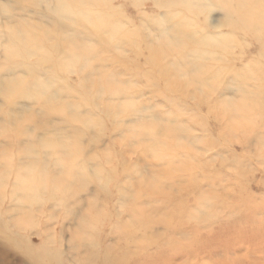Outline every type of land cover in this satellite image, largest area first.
Returning a JSON list of instances; mask_svg holds the SVG:
<instances>
[{
  "label": "rangeland",
  "instance_id": "rangeland-1",
  "mask_svg": "<svg viewBox=\"0 0 264 264\" xmlns=\"http://www.w3.org/2000/svg\"><path fill=\"white\" fill-rule=\"evenodd\" d=\"M228 1L204 0L203 11L188 15L183 9L167 10L151 0H106L105 7H95V11L107 17L106 24L109 26L121 25L115 40H112L108 38V33L96 31L93 24L75 13L77 6L73 5L67 14H57V8L53 11V2L49 0L33 4L25 0H0V84L11 78L23 79L25 89L30 90L34 86L31 82L38 80L45 94L54 92L55 95H50L55 97V104L48 107L42 99L17 95L7 101L0 93V264H41L49 253L52 264H264V110L256 115L254 126L251 130L249 127L248 132L242 126L247 122L232 127L230 120L218 112L221 103L236 102L258 93L256 85L264 88V76L261 74L264 70V27L260 29L261 26L254 24V28L243 35L233 31L226 24L230 18H234L226 4ZM234 5L236 7L237 0L232 1ZM255 5L250 3L251 8ZM169 11L173 13L168 15ZM180 17L191 22L190 31L202 42L214 40L224 43L222 51L209 50L210 55L204 62L214 65L209 66L210 70L204 75L194 74L195 64L203 62L198 61L197 55L205 49L204 46L200 49L199 46H186L172 50L152 61L148 56V45L165 36L177 21L182 20ZM192 17L196 18L197 23ZM155 18H159L158 21ZM187 20L184 21L189 23ZM8 26L25 32L27 28H36L37 34L40 30H49L50 33L47 32L51 36L49 42L44 44L46 50L39 53L20 50L19 42L10 35L8 29L11 28ZM153 28L154 31L151 30ZM227 30L231 31L232 36L235 34L234 38L229 36ZM128 33L129 37L121 38V41L118 39ZM159 33L163 34L160 36ZM235 38L239 40L237 43ZM65 39L67 42L63 41ZM258 42H263V45L260 47ZM8 46L14 49L7 61L4 49H8ZM86 46L93 49L92 56L89 65L79 70L77 64H81L79 61L84 58L80 56L78 62L70 65L69 55L76 49L79 50L76 53L84 52ZM224 54L230 56L225 57ZM210 56H215V61L214 58H211L213 62L209 61ZM216 61L219 63L215 64ZM219 65L222 67L218 70ZM90 72L94 80L99 79V73L101 78L111 74L116 84L123 88V93L104 94V88L95 83L91 84L98 87L96 91L89 83L85 82L86 87L81 86L83 76ZM172 73L179 78V87L172 84ZM187 78L192 80L188 84ZM80 88L84 92L82 89L79 91ZM87 94L89 99L84 100L82 97H87ZM122 102H131L133 107L128 113L115 115V119L114 115L107 118L97 106L98 103L109 106ZM59 105H64L63 111L58 112L56 107ZM69 113H74L76 117L70 119ZM78 116L96 120L94 125L86 124L83 120L80 122ZM30 117V121L26 119ZM153 117L161 121L165 118L172 124L189 125L186 141L192 144H188L189 150L186 148L176 153L177 161L174 164L183 159H189L192 164L184 172L165 177L162 180L164 190L149 195L145 187L149 186L147 177L152 172L160 173L167 166L166 161L154 157L151 152L143 153L141 147L149 143V137L142 134L132 139L127 135V128L136 118L153 120ZM11 122H18L20 127L14 125L12 128ZM73 136H76L77 142ZM197 137V141H194ZM41 138L68 144L73 142L71 151L79 149L80 152L76 167L86 171L82 182L72 181L71 184L67 180L58 185L59 188L50 185L49 181L45 187L34 185L28 191L16 185L18 170L30 160L22 152L25 147L31 145L38 161L43 160L42 164L44 151L50 152L36 146V141ZM59 152L53 151L48 160L50 163L41 164L45 166L49 178L58 171L52 160L61 157L62 153L64 156V151ZM180 155L181 158L177 157ZM108 157L111 159H108L109 162L106 161ZM114 164L117 165L116 173L112 172ZM93 169L100 171L94 173ZM109 175L114 176L107 177ZM116 187L124 192L121 193L122 190L118 191ZM32 192L34 195H31ZM22 194H28V197ZM131 194L137 196L135 210L142 209L138 214L137 210H130L134 203L125 201L130 202ZM199 199H211L217 218L199 221L195 217V214H203L198 205ZM123 204H129L130 208H122L126 207ZM130 211L134 214L131 215ZM102 212L104 215L99 217ZM39 214H43L45 219L37 226L35 220ZM127 221L130 224L134 221L133 225L127 224ZM51 228L55 230L49 231ZM189 245L193 247L189 248Z\"/></svg>",
  "mask_w": 264,
  "mask_h": 264
},
{
  "label": "bare ground",
  "instance_id": "bare-ground-1",
  "mask_svg": "<svg viewBox=\"0 0 264 264\" xmlns=\"http://www.w3.org/2000/svg\"><path fill=\"white\" fill-rule=\"evenodd\" d=\"M24 1V0H23ZM26 2L28 3H36V2H39L41 0H25ZM43 1V0H42ZM51 2H53V7L51 8L53 11H55V9L57 8V14H67L68 12H70L71 10V7H74V6H77L78 7V10L76 9L75 13H77L78 15H80L83 19L89 21L91 23V25L93 24V26H95V28L97 29L96 31H99V32H104V33H108V38L109 39H112V40H115L117 34H118V31L121 30L119 27H121V25L119 26H109L108 24H106V20H107V17L103 14H100V11H95V7H99V8H102L104 6V3L106 2V0H49ZM132 1V0H131ZM153 1L154 4L160 6V7H164V8H167V10H169V8H180V9H183L186 14H192L194 15V13H196L197 15V12L199 13V11H201L203 9V2L204 0H196L195 2H192L190 0H151ZM211 1V0H210ZM232 1L233 0H229L226 4L228 5V7L230 8V15H233L234 18H228L229 20L227 21L226 23V18H225V23L229 26V28H232L233 31H236L239 33V35H241L240 33H242V35L247 31H251V28L253 27L254 28V24L258 25V26H261V28L264 27V11L262 12L261 10H263L261 7H263L262 5L264 1L262 0H237V5L235 7L232 6ZM25 2V3H26ZM219 2V1H218ZM256 3V5L254 7H250V3ZM27 3V4H28ZM41 3V2H40ZM210 3V2H209ZM240 3V4H239ZM194 4V5H193ZM208 4V3H207ZM231 4V6H230ZM74 5V6H73ZM157 6V7H158ZM192 6V7H191ZM195 6V7H194ZM208 6V5H207ZM206 6V7H207ZM105 7V6H104ZM228 8V9H229ZM94 9V11H93ZM173 9H170V10H173ZM100 10V9H99ZM177 10V9H175ZM174 10L175 14H176V11ZM110 11V10H109ZM108 11V12H109ZM203 11V10H202ZM206 11V10H205ZM104 12V10H103ZM171 12L172 11H169L168 15H171ZM228 12V11H227ZM226 12V13H227ZM173 13V12H172ZM177 13H180V11H178ZM118 14V13H117ZM114 15V14H113ZM164 15V14H163ZM167 15V16H168ZM179 15V14H178ZM176 15V16H178ZM228 15V14H227ZM180 16H182V14H180ZM184 16V15H183ZM186 16V15H185ZM74 17V16H73ZM188 18V16H186ZM195 17V16H194ZM192 17V19L194 18ZM230 17V16H228ZM170 18V16H169ZM176 18V17H175ZM182 19V17H180ZM179 18V20H180ZM191 18V17H190ZM189 18V19H190ZM121 19V18H120ZM157 19V18H155ZM159 19V18H158ZM158 19L156 21H158ZM164 19L163 17L161 18V20ZM172 19V18H171ZM178 19V17H177ZM176 19V20H177ZM184 19V17H183ZM182 19V20H183ZM190 19V20H192ZM122 20V19H121ZM167 20V19H166ZM164 20V21H166ZM170 20V19H168ZM177 21V23H175L176 27L173 26V28L168 31L166 33L165 36H161V34L163 33H159V35L161 36L160 38H157L155 40V38H153L155 41H153L152 43H150L148 45V49H149V53H148V56L150 58V60L152 61L153 59H157V57L163 53H167V52H170L172 50H179V49H182L183 47H186V46H199V49L200 47L202 48V46L205 47V49L201 50V52L198 53L197 57L199 58L198 61H203V62H199V63H196L195 66H194V74L197 76V75H204L206 72H208L210 70L209 66H213L214 64H211V63H207V62H204V59L207 57V55L210 53V51H215V50H221L224 48V43H221L219 41H214V40H210V41H207L206 43H204V40L203 42L199 39V38H196V35L193 31H190V28L191 27V22L189 20H187L186 18L184 19L185 21L187 20L189 23L185 22L184 20L183 21ZM195 19H193L194 22L197 23V21H195ZM124 21V19H123ZM132 21V20H131ZM163 21V20H162ZM174 21V20H173ZM21 22V21H20ZM77 22V21H76ZM75 22V23H76ZM83 22V21H82ZM155 22V21H154ZM172 22V20H171ZM151 23V26H152V21L149 22V24ZM156 29H157V25H158V22H156ZM161 23V22H160ZM165 23V22H164ZM21 24V23H20ZM23 24V23H22ZM132 24H134L132 22ZM163 24V23H162ZM170 24V23H168ZM195 23H193L192 25H194ZM19 25V24H18ZM171 25V24H170ZM196 25V24H195ZM194 25V26H195ZM224 24H222L223 26ZM23 26H25V24H23ZM22 26V27H23ZM28 26V25H27ZM124 26V25H123ZM263 26V27H262ZM8 27H10L11 29H8ZM6 29H8L10 32V35H12L16 40L17 42H19V48L20 50L22 49V51L25 50H30V51H38L39 52H43L44 50H46V46L44 45L46 42H49V37L51 36L49 33L50 31L49 30H40L38 31L39 33L37 34L36 33V28H33L34 30L32 29H28L25 31H21V29H18V28H12L11 26H8ZM21 27V25H20ZM21 27V28H22ZM163 27V25H162ZM165 27V26H164ZM171 27V26H170ZM25 28V27H24ZM128 28V27H127ZM151 28V27H150ZM160 28V27H159ZM166 28V27H165ZM164 28V29H165ZM228 28V30H229ZM126 29V28H125ZM155 29V30H156ZM226 29H227V26H226ZM5 30V29H4ZM152 31H154V28L151 29ZM227 30V31H228ZM231 30V29H230ZM231 30V31H232ZM6 31V30H5ZM49 31V33L47 32ZM159 31V30H158ZM162 31V28L160 29V32ZM166 31H167V28H166ZM198 31V30H197ZM226 31V32H227ZM231 31H228V34L231 33ZM256 31V30H255ZM8 32V31H7ZM57 32V31H56ZM122 32V31H121ZM230 32V33H229ZM246 32V34H247ZM260 32V31H259ZM6 33V32H5ZM4 33V34H5ZM74 33V32H73ZM126 33V32H125ZM153 33V32H152ZM165 33V32H164ZM203 33V32H202ZM225 33V31H224ZM234 33V32H233ZM237 33V34H238ZM255 33V32H254ZM258 33V31L256 32ZM1 34V32H0ZM3 34V33H2ZM39 35V36H38ZM128 34H125V35H122L120 38V41L122 40L121 38H127L129 37ZM227 35V33H226ZM235 35V34H234ZM234 35L232 36L231 34L229 35L230 37L232 36L234 38ZM238 35V36H239ZM252 35L255 37V35L252 33ZM225 36V35H223ZM246 36V35H245ZM133 37V36H132ZM149 37V36H148ZM237 37V36H235ZM241 37V36H239ZM261 37V36H260ZM6 38V37H5ZM40 38V39H38ZM52 38V37H51ZM54 38V36H53ZM134 38V37H133ZM132 38V39H133ZM200 38H202V36H200ZM217 38V37H216ZM223 38V37H221ZM229 38V37H228ZM227 38V39H228ZM242 38H245L242 36ZM38 39V41H37ZM151 38V40H153ZM203 39V38H202ZM232 39V38H231ZM230 39V40H231ZM7 40V39H6ZM51 40V39H50ZM124 40V39H123ZM218 40V38H217ZM236 42L237 43L239 40L236 39ZM262 40V38H261ZM260 40V42H261ZM64 42H67V39L63 40ZM72 41V40H71ZM125 41V40H124ZM123 41V42H124ZM234 41V39H233ZM232 41V42H233ZM117 42V41H116ZM119 42V41H118ZM134 42V41H133ZM132 42V43H133ZM8 43V41H7ZM10 43V42H9ZM8 43V44H9ZM149 43V42H148ZM241 43V42H240ZM259 43V42H258ZM263 43V42H262ZM260 44V47L261 45L263 44ZM7 44V45H8ZM157 44V46H156ZM110 45V44H109ZM233 46V44H231ZM229 45V46H231ZM77 46V45H76ZM131 46V45H130ZM9 47V46H8ZM87 47V46H86ZM242 47V46H241ZM264 47V46H263ZM13 47H9L8 49H4L5 51V54H6V58H7V61L10 60V57L12 56V51H13ZM215 49V50H214ZM243 50V48H241ZM260 49V48H259ZM263 49V48H261ZM77 50V49H76ZM76 50L75 52H72L70 53V57L68 59V62L70 65H73L74 63L78 62V58L81 56L82 58H84L83 61H79V63L81 62V64H77V66L79 65L78 69L80 68L81 70H84V68L86 66L89 65V58L92 56L91 55V52H92V48L91 47H87L85 49V51L83 52L82 50V53H78L79 50H77L78 52L76 53ZM197 49H192V52H195L197 51ZM208 50V51H207ZM27 51V52H28ZM80 51V52H81ZM233 51V50H232ZM241 51V50H240ZM264 51V49L262 50ZM26 52V51H25ZM24 52V53H25ZM70 52V50H69ZM209 52V53H208ZM220 52V51H219ZM217 52V53H219ZM31 53V52H30ZM46 53V52H45ZM44 53V54H45ZM197 53V52H196ZM234 53V52H233ZM258 53H259V50H258ZM262 53V52H261ZM66 54V53H65ZM222 54V53H221ZM242 55V53H240ZM244 54V53H243ZM11 55V56H10ZM24 55V54H23ZM192 55V54H191ZM196 55V54H195ZM210 55V54H209ZM219 55V54H218ZM217 55V56H218ZM16 56V55H15ZM29 56V55H27ZM63 56V55H61ZM224 56H230V55H225ZM257 56V55H256ZM263 56V55H261ZM25 57V55H24ZM219 57V56H218ZM258 57V56H257ZM16 58V57H15ZM14 58V59H15ZM64 58V57H63ZM211 58H214V61H215V56H210L209 58V61H211ZM228 58V57H227ZM235 58V56H234ZM224 59V58H223ZM229 59V58H228ZM231 59L233 60V58L231 57ZM236 59V58H235ZM241 59V57H240ZM213 60V59H212ZM218 60V59H217ZM239 60V59H238ZM262 60V58L260 59ZM20 61V59L18 60ZM24 61V60H23ZM175 61V60H174ZM196 61V60H195ZM208 61V62H209ZM224 61V60H223ZM231 61V60H230ZM179 62V60H178ZM213 62V61H211ZM221 62V61H220ZM225 62V61H224ZM227 62V61H226ZM234 62V61H233ZM18 63V62H16ZM216 63H219V61L215 62ZM223 63V62H221ZM229 63V62H228ZM20 64V62H19ZM211 64V65H210ZM236 64V63H234ZM50 65V64H49ZM9 66V65H8ZM17 66L18 67V64L17 65H14V67ZM21 66V64H20ZM46 66V65H45ZM45 66H42V67H45ZM76 66V67H77ZM218 66V65H217ZM15 67V68H17ZM22 67V66H21ZM20 67V68H21ZM50 68V66H48ZM75 67V68H76ZM164 67V66H163ZM168 67V66H167ZM222 67V66H221ZM220 65L218 68H221ZM9 68V67H8ZM40 68V67H39ZM38 68V69H39ZM46 68V67H45ZM71 68V67H70ZM165 68V67H164ZM215 68V67H214ZM10 69V68H9ZM24 69V68H23ZM37 69V68H36ZM42 69V68H41ZM79 69V70H80ZM254 70L256 68H253ZM75 70V69H74ZM217 70V69H216ZM252 70V68L250 69ZM33 71V70H32ZM76 71H77V68H76ZM67 72V71H66ZM104 72V71H103ZM254 72V71H253ZM252 72V73H253ZM261 72V71H260ZM77 73V72H75ZM251 73V72H250ZM31 74V73H30ZM48 74V73H47ZM79 74V73H78ZM174 74V73H172ZM218 74V73H216ZM241 74V72L239 73ZM245 74V71L244 73ZM263 76H264V70L263 72L261 73ZM49 75V74H48ZM165 75V73H164ZM32 77V76H31ZM53 77V81H55L54 79V76ZM51 77V78H52ZM112 75L109 74V75H106L104 78H101V73H99V79H95L94 80V75L90 72L89 74H86L85 76H83L82 78V85L81 86H85L86 87V83H89L90 84V87L98 90L96 86H94L93 84L91 83H95V84H98L99 86H101V89L102 87L104 88L103 89V92L104 94H112V93H123V88L120 87L119 85L116 84V81L112 79ZM190 77V76H189ZM251 77V76H250ZM255 77V75H254ZM36 77H33V79H35ZM49 77L46 76V79H48ZM191 78V77H190ZM190 78H187L186 80L188 81L187 84L192 81ZM37 79V78H36ZM77 79V76L76 78ZM28 80V79H27ZM32 80V79H30ZM41 80V79H39ZM49 80V79H48ZM51 80V79H50ZM171 80H172V84H175L174 86L175 87H179L180 84H179V78L174 74L171 76ZM262 80V79H261ZM33 82H35L34 80H32ZM44 81V80H43ZM42 81V82H43ZM47 81V80H46ZM45 81V82H46ZM80 81V80H79ZM27 82V81H26ZM38 82V84H36ZM36 83H32L34 86L32 87V89L30 90H26L25 89V80L23 79H17V78H11L10 80H8L6 83L4 84H0V93L3 95V97L7 100V101H10L12 98H14L15 96L17 95H25L26 97L28 98H33V99H42L44 101V104L46 106H52L53 103H54V99L55 97H51L50 95H54V92H49L48 90V93H51L50 95L48 94H45L44 91H43V88L40 84H41V81H40V84H39V81L37 80ZM44 82V83H45ZM86 82V83H85ZM103 82H105L103 84ZM48 83V81L46 82ZM73 83V82H72ZM75 83V82H74ZM84 83V84H83ZM103 84V85H102ZM43 85V83H42ZM45 85V84H44ZM48 85V84H47ZM46 85V86H47ZM109 85V86H108ZM256 89H259L257 90L258 93H254V95L250 96V97H247V98H244V99H241L239 101H227V102H223L221 103V108L218 110V112H221L225 117H227L229 120H230V125H232V127L234 126H238L239 123L242 124L244 121L247 122L245 125H242L244 130L248 132V128L251 130L254 126V118L256 117V115L258 113H260L262 110H264V88H258V86L256 85ZM47 89V88H45ZM81 89L83 90V88H80L79 91H81ZM178 89V88H177ZM78 91V90H77ZM78 91V92H79ZM252 90H250V93H251ZM84 92V90L82 91ZM247 92V91H246ZM255 92V90H254ZM249 93V94H250ZM246 94V93H245ZM55 96V95H54ZM81 96V94H80ZM167 96V95H166ZM246 96V95H245ZM249 96V95H247ZM89 95L87 94V97H82L84 100L85 98H88ZM243 97V96H242ZM89 99V98H88ZM164 100V98H163ZM162 100V101H163ZM91 101V100H90ZM166 101V100H165ZM96 102V101H94ZM166 103V102H165ZM55 104V103H54ZM60 107H56V109L59 111H63V108H64V105H59ZM97 106L99 107V109L102 111L101 113L103 114H106L107 118L111 115H114V119H115V115H120V114H123V112H127L129 110L132 109L133 107V104L131 102H122V103H118L115 105H100L99 103L97 104ZM136 106V105H135ZM66 107V106H65ZM97 107V108H98ZM97 111V110H96ZM169 112L168 111V115H169ZM126 113V114H127ZM166 113V111L164 112ZM151 115V114H150ZM156 115V114H155ZM165 115V114H164ZM163 115V116H164ZM97 116V114H96ZM170 116V115H169ZM76 116L74 113H69V118L70 119H74ZM79 117V120L80 122H85L86 124H93L94 125V122L96 119H93L92 117H89L87 119V117ZM138 117H141V116H138ZM27 120L29 119V121L31 120V117L30 118H26ZM112 119V118H111ZM170 120V119H169ZM174 121V120H173ZM171 121H168L166 119L165 121V118H164V121L162 120H156L154 119L153 117V120H144V119H141V118H136L134 120V122L132 123V125L130 126V128H127L128 129V132H127V135L129 137H131L132 139H136L137 137H139L140 135L144 134L146 136L149 137V143L146 144V145H143L141 147V149H143V153H147V152H151L153 153L154 157L156 158H159V159H163L166 161V167L158 174H152L149 175L147 177V183H149V186H145L146 187V192L149 194V195H156L158 194L159 192H162L164 190V186H163V179L165 177H168L170 175H172V173H179V172H184L188 169H190V165L192 164V161H190L189 159H183V160H180L179 162H177L178 164L175 165L174 163L177 161L176 159V153L179 151V150H184L186 149L189 145H191L192 143L189 142V141H186V135L188 134V128H189V125L187 126L186 124L183 125V124H175V123H170ZM184 122V121H182ZM10 124H13L12 128L14 127V125L19 126L20 124L18 122H11ZM109 124V122H108ZM20 127V126H19ZM18 127V128H19ZM104 127V126H103ZM105 128V127H104ZM102 128V129H104ZM109 129V128H108ZM190 129V128H189ZM107 130V129H106ZM81 131V130H80ZM101 132V131H100ZM103 132V130H102ZM19 133H20V130H19ZM77 133V132H76ZM186 133V134H184ZM77 135V134H76ZM52 137V136H51ZM157 137H159V139H157ZM54 138V137H52ZM59 138V137H58ZM74 138V136H73ZM73 138H71L73 140ZM57 139V138H56ZM192 139V138H191ZM195 139V137H194ZM198 137L196 138V140L194 141H197ZM74 140H78L75 136ZM193 140V139H192ZM64 141V140H63ZM201 141V140H200ZM77 142V141H76ZM199 142V141H198ZM36 146L38 147H41V148H46L47 150H49L50 152H47V151H44L45 155L42 156L44 157V163L42 164V161H38L37 157H36V153L34 152V149L32 148L31 145H28L27 147H25L22 152L25 154V155H28L30 160L29 162H27L26 164H24L22 167H20V169L18 170L17 172V175L15 176L16 178H18V185L19 187L23 188V189H27L26 191L30 190L34 185H39V186H43L45 187V185L47 184V182L50 181V185L52 184L53 186H58L60 184H62L63 182L67 181V180H70L71 182L73 181L74 183L75 182H78V181H81L83 180L84 176L83 174H85V170L83 171V168L82 169H79L78 170V167H76L77 165V159H79V153H78V150H76L75 152H72L71 149H72V146L71 144H73V142H70L69 144L68 143H64V142H59V141H52L50 139H44V138H41L39 140L36 141ZM40 143V144H39ZM75 143V142H74ZM77 144V143H76ZM206 144V142H204V145ZM75 145V144H74ZM73 145V146H74ZM78 147V146H77ZM140 147V146H139ZM81 148V147H80ZM188 149V148H187ZM41 150V149H40ZM44 150V149H43ZM189 150V149H188ZM39 151V150H38ZM61 152V151H64V156H62L61 154V157H56L55 159H53V163L55 164L56 167H58V171L56 172L55 176H51L49 178V176L47 175L48 173L45 171V166H42L44 164H48L47 162L50 163V158L52 157V152ZM141 151V152H142ZM187 151V150H186ZM59 152V153H60ZM191 152V151H189ZM264 152V150H263ZM142 153V154H143ZM181 153V152H180ZM55 154V153H54ZM82 154V152H81ZM179 154V153H178ZM184 154V153H183ZM194 154V153H193ZM22 155V154H21ZM60 155V154H59ZM57 156V155H55ZM53 155V157H55ZM116 156V155H115ZM40 157V156H39ZM110 157V156H109ZM109 157L106 159V161L109 162V160L112 159V157H110L111 159H109ZM114 157V156H113ZM177 157H180L181 158V155L180 156H177ZM188 157V156H187ZM48 158V159H47ZM118 158V156H117ZM189 158H192V157H189ZM109 159V160H108ZM41 160V159H40ZM113 160V159H112ZM51 161V162H52ZM111 162V161H110ZM118 162H119V159H118ZM117 162V164H118ZM204 162V161H203ZM52 163V164H53ZM42 164V165H41ZM109 164V163H108ZM111 164V163H110ZM109 164V165H110ZM116 164V162H115ZM114 164V170L112 172H115L116 173V166ZM120 164V163H119ZM54 166V167H55ZM78 166V165H77ZM48 167V166H47ZM50 167V166H49ZM192 167V166H191ZM81 168V167H80ZM48 169V168H47ZM46 169V170H47ZM50 169V168H49ZM121 170V169H120ZM94 171V173L100 171V169H93L92 172ZM53 172V171H52ZM103 172V169L101 171V173ZM108 172V171H107ZM110 171V173H112ZM156 171H154L155 173ZM264 172V171H263ZM12 172H10L11 174ZM47 173V174H46ZM106 173V171H105ZM109 173V172H108ZM118 173V172H117ZM54 175V173H51ZM240 174V173H239ZM93 175V173H92ZM99 175V174H97ZM101 175V174H100ZM115 175V174H114ZM114 175H109L107 177H111V176H114ZM117 175V174H116ZM94 176V175H93ZM103 176H106V175H103ZM264 176V175H263ZM14 177V176H13ZM86 177V176H85ZM89 177V176H87ZM95 177V176H94ZM102 177V175H101ZM91 178V177H90ZM97 178V177H96ZM115 178V177H114ZM113 178V179H114ZM15 179V178H14ZM93 179V178H92ZM104 179V178H103ZM238 179V178H237ZM102 180V179H101ZM108 181L107 178L104 179V181ZM142 181V180H141ZM189 181V180H188ZM187 181V183H188ZM70 182V183H71ZM73 182L71 184H73ZM143 182V183H145ZM106 183V182H105ZM140 183V182H139ZM186 183V184H187ZM264 184V182H262ZM67 184V183H66ZM101 185V183H100ZM106 185V184H105ZM242 185V183L240 184ZM68 186V185H66ZM80 186V185H79ZM107 186V185H106ZM110 186V185H109ZM36 187V186H35ZM50 187V186H49ZM59 187V186H58ZM72 187V185H71ZM103 187V185H102ZM183 187V186H182ZM60 188V187H59ZM101 188V187H100ZM104 188V187H103ZM110 188V187H108ZM113 189V187H111ZM190 188V187H189ZM257 188V187H256ZM37 189V188H36ZM63 189V188H62ZM116 189H118V187H116ZM240 189V188H239ZM250 189V187H249ZM32 190V189H31ZM34 190V188H33ZM66 190V189H65ZM122 190L121 193H123V189H118V191ZM180 190V189H179ZM59 191V190H58ZM183 191V190H182ZM30 192V191H29ZM44 192V190H43ZM46 192V191H45ZM44 192V193H45ZM61 192V190L59 191ZM58 192V193H59ZM63 192V191H62ZM61 192V193H62ZM49 193H50V190H49ZM115 194V191L113 192ZM250 193H251V190H250ZM37 194V193H36ZM46 194V193H45ZM44 194V195H45ZM54 194V193H53ZM118 194V192H117ZM120 194V193H119ZM168 194V193H167ZM210 194V193H209ZM31 195H34L33 192ZM48 195V193H47ZM50 195V194H49ZM59 195V194H58ZM64 195V194H63ZM252 195V194H251ZM22 196H27L28 197V194L27 195H24L22 194ZM43 196V194H42ZM56 196V195H55ZM60 196V195H59ZM128 196V195H127ZM125 197L128 199V197ZM223 196V195H221ZM36 197V195H35ZM47 197V196H46ZM26 198V197H25ZM137 198V196L135 194H131L129 195V201L128 200H125L126 203H134L133 204V207L130 208L129 204H127L128 206L126 207H122L120 205V208H127L129 207L130 210L132 209L133 211H136L137 214L142 212V209H136V205H135V199ZM201 198V197H199ZM205 198V197H204ZM214 198V197H213ZM218 198V197H217ZM216 198V199H217ZM35 199V198H34ZM38 198L36 197L35 200H37ZM43 199V198H42ZM41 199V200H42ZM45 199V197H44ZM48 199L49 196H48ZM235 199V198H233ZM27 200V199H26ZM29 200V199H28ZM46 200V199H45ZM253 200V199H252ZM44 201V200H43ZM125 201H123L125 203ZM214 201V200H213ZM235 201H238L237 199H235ZM122 202V203H123ZM246 202V201H245ZM32 203V202H31ZM198 205L201 207L202 209V213L203 214H195V217L200 221V220H211L212 218H217L216 214V210L213 209V203L211 201V199H199L198 200ZM237 204V203H236ZM258 204V203H257ZM135 205V206H134ZM261 205V204H260ZM241 206V205H240ZM257 206V205H256ZM258 207V206H257ZM257 207H256V210H257ZM260 207V206H259ZM262 207V206H261ZM128 208V209H129ZM234 209V208H233ZM249 210H251L249 207H248ZM102 210V209H101ZM149 210V209H148ZM244 210V209H243ZM247 210V209H246ZM244 210V211H246ZM97 211V210H96ZM129 211V210H128ZM101 212V211H100ZM132 213V211H130ZM129 212V213H130ZM148 212V211H147ZM199 212V211H198ZM240 212V211H239ZM254 212V211H253ZM98 213V211L96 212ZM130 213V214H131ZM201 213V212H199ZM243 213V212H242ZM93 215V213H91ZM106 214V212H105ZM134 212L131 214L133 215ZM235 214V213H234ZM233 214V215H234ZM97 215V214H96ZM100 215H104L103 212L102 213H99V217ZM232 215V214H231ZM236 215V214H235ZM239 215V213H238ZM241 215V214H240ZM246 215V213L244 214ZM27 216V215H26ZM136 216V214H135ZM252 216V215H251ZM250 215H248V217H251ZM96 217V216H95ZM98 217V216H97ZM98 217V218H99ZM131 217V216H130ZM202 217V218H200ZM234 217V216H233ZM242 217V216H241ZM247 217V216H244V218ZM247 217V219H248ZM84 218V216H83ZM142 218V217H141ZM143 218H144V214H143ZM236 220H237V217L235 216ZM100 219V218H99ZM103 219V218H101ZM133 219V218H132ZM140 219V218H139ZM238 219H239V216H238ZM241 219V218H240ZM16 220V219H15ZM219 220V219H217ZM84 221V219H83ZM98 221V219H97ZM96 221V222H97ZM101 221V220H100ZM130 222V220H128ZM127 221V224L129 223ZM240 221V220H239ZM247 221V220H246ZM89 222V220H88ZM95 222V221H94ZM123 222V221H122ZM133 222L134 221H131V224L133 225ZM142 222V221H141ZM89 223H92L91 221ZM88 223V224H89ZM102 223V221H101ZM121 223V222H120ZM126 224V221L124 222ZM87 224V225H88ZM98 224V223H96ZM122 224V223H121ZM129 223V225H131ZM248 224V223H247ZM246 224V225H247ZM127 225L129 228L130 226ZM245 225V226H246ZM95 226V225H94ZM123 226H126L123 224ZM121 225V227H123ZM231 226V225H230ZM89 227H92L90 224H89ZM240 227V225H239ZM239 227L237 228L239 230ZM247 229V227H245ZM94 229V227H93ZM92 229V230H93ZM96 229V228H95ZM94 229V230H95ZM127 229V228H125ZM249 229V228H248ZM87 230V229H86ZM85 230V231H86ZM118 230V229H116ZM120 230V229H119ZM122 230V229H121ZM120 230V231H121ZM128 230V229H127ZM83 231V230H82ZM126 231V230H125ZM240 231V230H239ZM246 231V230H245ZM250 231V230H249ZM92 232V231H91ZM126 232H129V231H126ZM241 233V232H240ZM240 233L238 235H240ZM243 233V232H242ZM246 233H248L246 231ZM129 234V233H128ZM196 234V233H195ZM230 234V233H229ZM121 235V234H120ZM248 235V234H247ZM195 239V238H194ZM196 241V240H195ZM201 241V240H200ZM204 243V242H203ZM206 245V244H204ZM191 245H189L188 247L190 248ZM193 247V245L191 246V248ZM199 248V246H198ZM188 249V248H187ZM189 251V250H187Z\"/></svg>",
  "mask_w": 264,
  "mask_h": 264
},
{
  "label": "clouds",
  "instance_id": "clouds-1",
  "mask_svg": "<svg viewBox=\"0 0 264 264\" xmlns=\"http://www.w3.org/2000/svg\"><path fill=\"white\" fill-rule=\"evenodd\" d=\"M132 118H135V113L132 114ZM43 214H39L35 220V223L37 226H39V223L44 220ZM54 228L49 229V231H54ZM41 264H52V260L50 259V253L46 254L44 258L41 260Z\"/></svg>",
  "mask_w": 264,
  "mask_h": 264
}]
</instances>
